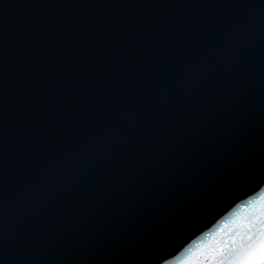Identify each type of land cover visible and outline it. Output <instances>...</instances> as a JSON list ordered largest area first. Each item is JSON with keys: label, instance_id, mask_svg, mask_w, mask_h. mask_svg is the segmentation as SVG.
Segmentation results:
<instances>
[{"label": "water", "instance_id": "95a60500", "mask_svg": "<svg viewBox=\"0 0 264 264\" xmlns=\"http://www.w3.org/2000/svg\"><path fill=\"white\" fill-rule=\"evenodd\" d=\"M261 190L264 0H0V264H181Z\"/></svg>", "mask_w": 264, "mask_h": 264}, {"label": "clouds", "instance_id": "9594fccd", "mask_svg": "<svg viewBox=\"0 0 264 264\" xmlns=\"http://www.w3.org/2000/svg\"><path fill=\"white\" fill-rule=\"evenodd\" d=\"M201 241L181 264H264V191L249 195L234 207L216 215L206 226ZM242 237L251 240V246L239 257L229 258L230 248ZM196 244V240H192ZM211 246L224 249L223 258L201 261L197 257Z\"/></svg>", "mask_w": 264, "mask_h": 264}, {"label": "snow or ice", "instance_id": "6c2138e0", "mask_svg": "<svg viewBox=\"0 0 264 264\" xmlns=\"http://www.w3.org/2000/svg\"><path fill=\"white\" fill-rule=\"evenodd\" d=\"M251 243H252L251 240H249L247 237H242L238 243L234 244L230 248L227 254L228 257L229 258L239 257L251 246ZM184 251L188 252V249L186 248ZM183 254L184 253H181V255ZM223 255H224V249L222 248L216 249V248H212L211 246H209L208 248H206L204 251L201 252V254L197 257V259L201 261H215V260L223 258ZM129 264H150V262L149 261H131L129 262ZM159 264H172V262L168 260L167 258L161 257L159 260Z\"/></svg>", "mask_w": 264, "mask_h": 264}]
</instances>
